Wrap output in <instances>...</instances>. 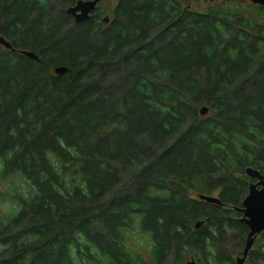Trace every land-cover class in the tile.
<instances>
[{"label": "trees", "instance_id": "trees-1", "mask_svg": "<svg viewBox=\"0 0 264 264\" xmlns=\"http://www.w3.org/2000/svg\"><path fill=\"white\" fill-rule=\"evenodd\" d=\"M74 1L0 0V35L38 55L0 45V264H150L136 233L154 264H235L244 170L264 173V6L117 0L106 25Z\"/></svg>", "mask_w": 264, "mask_h": 264}, {"label": "water", "instance_id": "water-1", "mask_svg": "<svg viewBox=\"0 0 264 264\" xmlns=\"http://www.w3.org/2000/svg\"><path fill=\"white\" fill-rule=\"evenodd\" d=\"M99 1L100 0H75L73 4L66 7L65 11L73 17L75 22L79 23L88 19L90 12L95 9ZM251 3L264 6V0H251ZM0 45L7 49L13 48L12 43L1 35ZM13 50H17L19 54L30 59L38 60V55L33 50L14 48ZM67 70L68 67L65 65H55L53 67V73L57 75H63ZM207 112V106H202L200 108L201 115H205ZM244 171L253 181H250L248 191L241 205L234 207L237 212H240V216L238 217L239 221L246 224L248 228L241 255L236 256L234 260L235 264L245 263L248 252L252 248L256 236L264 231V173H261L258 169L251 166L246 167ZM199 198L208 202L221 204L219 198L215 195L199 194ZM202 224L203 220H198L194 224V228H198ZM187 264H196V262L191 258L187 261Z\"/></svg>", "mask_w": 264, "mask_h": 264}, {"label": "rangeland", "instance_id": "rangeland-1", "mask_svg": "<svg viewBox=\"0 0 264 264\" xmlns=\"http://www.w3.org/2000/svg\"><path fill=\"white\" fill-rule=\"evenodd\" d=\"M116 1L117 0H100L98 2L97 6H99L98 9L101 12V14L98 16L100 21H103V19L105 17H108L110 19V21L113 19L112 13H113V9H115V5L117 4ZM216 1L218 3H223V1H221V0H216ZM224 1H225V3H223V5H225V4H229V6L232 5L231 0H224ZM182 3L185 4L184 1H182ZM236 3H239L242 7H245L246 10L250 6H254V4H252L250 0H236ZM191 4H192V6H191L192 9L204 12V11H206V9L209 5V0H192ZM215 6H217V4ZM181 7H182V5H181ZM103 24L107 25L108 23H103ZM103 26H105V25H103ZM8 181H9V179H7V178H4V179L0 178V193L6 192L7 191L6 189L10 188L9 184L7 183ZM12 206H13V203L11 201H8V202L0 201V218L4 217L6 214H8L12 210ZM148 237L149 236H147V235H144V234L140 235L139 233H136L133 239H135V246L138 249L140 248V246L143 248L142 253L145 254L147 261L150 264H154L152 257H150L151 255H149L146 252L148 249V245L150 244ZM260 242L261 241L255 242V245L257 243H260ZM187 261H189V257L186 258V262ZM186 262H185V264H187ZM244 264H250V263L245 262Z\"/></svg>", "mask_w": 264, "mask_h": 264}, {"label": "flooded vegetation", "instance_id": "flooded-vegetation-1", "mask_svg": "<svg viewBox=\"0 0 264 264\" xmlns=\"http://www.w3.org/2000/svg\"><path fill=\"white\" fill-rule=\"evenodd\" d=\"M173 2H176V3H179L180 4V6L182 5V10L184 11V10H186V9H192L191 8V6H192V4H191V2H192V0H172ZM182 1H184L185 2V4H183L182 3ZM221 1H223V3H225V1L224 0H221ZM251 1V0H250ZM231 2L233 3V2H236V0H231ZM223 3H218L216 0H209V5H208V7H207V9H206V11L207 10H209V9H212V8H218V7H220V6H222L223 5ZM217 4V6H215ZM253 4V3H252ZM97 5H98V3H97ZM96 5V7H95V9L93 10V11H91L90 12V15H89V17H92V14L96 11V10H99L98 8H99V6H97ZM226 5H229V4H226ZM254 5H256V4H254ZM257 6H261V5H257ZM192 10H194V9H192ZM99 12V11H98ZM101 14V12H99V14H98V16ZM88 17V18H89ZM106 19V20H105ZM105 19H103V23H108V22H110V19L108 18V17H105ZM251 181H253L252 179H250ZM257 237V236H256ZM256 239V238H255ZM253 245H255V241H254V243H253ZM253 247V246H252ZM191 259V258H190ZM247 259V258H246ZM195 260V259H194ZM195 262H196V264H203L202 262H198L197 260H195ZM245 262H246V260H245ZM187 263V262H186Z\"/></svg>", "mask_w": 264, "mask_h": 264}]
</instances>
